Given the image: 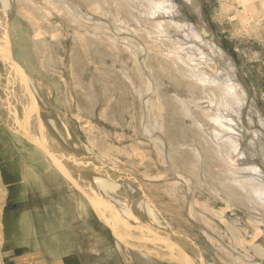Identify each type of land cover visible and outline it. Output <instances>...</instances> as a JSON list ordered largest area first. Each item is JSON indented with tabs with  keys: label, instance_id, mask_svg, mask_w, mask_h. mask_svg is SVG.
<instances>
[{
	"label": "rangeland",
	"instance_id": "rangeland-1",
	"mask_svg": "<svg viewBox=\"0 0 264 264\" xmlns=\"http://www.w3.org/2000/svg\"><path fill=\"white\" fill-rule=\"evenodd\" d=\"M162 1L4 0L3 17L45 126L67 135L126 219L161 230L159 264H264L262 143L249 144L264 139V0H191L186 11L167 0L170 17ZM0 176L1 223L4 203H18L5 247L40 249L44 264H76L57 258L70 247L80 264H126L86 199L1 111ZM66 222L70 244L48 234ZM30 225L48 230L41 245Z\"/></svg>",
	"mask_w": 264,
	"mask_h": 264
},
{
	"label": "water",
	"instance_id": "water-1",
	"mask_svg": "<svg viewBox=\"0 0 264 264\" xmlns=\"http://www.w3.org/2000/svg\"><path fill=\"white\" fill-rule=\"evenodd\" d=\"M175 1L179 10L186 11L188 7H192L191 0ZM163 16L168 17L169 14ZM1 18L3 19V31L6 36V42L4 47L0 50V65L3 67L7 65L9 74L6 73V76H4V80H7V84L4 85V90H2V92L0 91V97L8 125L16 133L42 149L46 155L50 157L55 167L86 199L99 221L109 228L116 240L130 246H141V248L154 247L161 244V230L144 220L133 222L126 219L120 211L105 198L91 180L90 173L77 151L73 150L69 143L67 144V135L63 133L65 136V138H63L61 135L57 134V132L55 133V131L43 124L40 115V112H43V110L39 104H36L35 101L32 100L29 87L25 83L22 73L19 75L17 74L19 79H21V90L16 86L14 73H17L18 68L20 69L21 67L13 57V47L9 36L10 17L2 16ZM201 30L204 31L205 29ZM1 73L2 71H0V86L2 85L1 81L3 79H1ZM46 115L45 113V117ZM15 117H18L22 122V126L17 124ZM99 165L101 170L108 169V166L105 164ZM107 174L113 177L112 174Z\"/></svg>",
	"mask_w": 264,
	"mask_h": 264
},
{
	"label": "crops",
	"instance_id": "crops-1",
	"mask_svg": "<svg viewBox=\"0 0 264 264\" xmlns=\"http://www.w3.org/2000/svg\"><path fill=\"white\" fill-rule=\"evenodd\" d=\"M1 176L0 177L2 178L4 183L6 182L7 183L6 185L8 186L12 185L15 182V181L12 182V180H9L8 176L5 174V171L4 172L1 171ZM7 206H8L7 203H4L3 210H1L2 211L1 218H2L3 223L0 222V264H44L43 262L45 260L46 261L49 260L51 255H47V253L40 251V249H35L34 251L26 252V251H23V248L21 246L17 248L14 247L15 249L12 247H5V245L8 244V241L13 238V236L14 238L16 237L15 235L16 222L9 223L8 217H10V215L13 214L17 210V208L7 211L6 210ZM38 210H39L38 208H35L32 210V212L33 211L35 212ZM76 222L78 223L79 220L75 221V223ZM75 225L73 227H75ZM30 227L32 229L31 238L33 240L35 238L34 240L35 243H37L38 245H41L40 237H42V235H45V233L48 230L44 232V230H40V231L38 230L40 229V226L37 228L36 226L30 225ZM73 227L72 225H70L69 222H66L62 226H60V228H58L59 230H56L52 233L50 232L48 234L54 237L57 236L56 238L61 236L64 240H66L70 244L71 241H73V239L71 238V231H70L71 228ZM53 258H56V257H53ZM57 258L62 259L64 261H68V262L71 260V261H74V263L76 262V264H80V255L75 254L72 247L68 248V251L65 252L64 254L57 256Z\"/></svg>",
	"mask_w": 264,
	"mask_h": 264
},
{
	"label": "bare ground",
	"instance_id": "bare-ground-1",
	"mask_svg": "<svg viewBox=\"0 0 264 264\" xmlns=\"http://www.w3.org/2000/svg\"><path fill=\"white\" fill-rule=\"evenodd\" d=\"M85 1V0H84ZM167 1V0H166ZM166 1H162L161 2V13L162 14H169L170 15V13H173V11L174 12H176V5H173V4H165V2ZM169 3H171V1L169 0L168 1ZM164 12H167V13H164ZM170 12V13H169ZM3 16V4L1 3L0 4V32H1V34L3 33V34H5L4 33V31H3V27H4V24H3V19L1 18ZM102 21V20H101ZM98 22V21H97ZM191 23V22H190ZM194 28H196V27H194ZM194 28H192L191 27V30H192V33H193V35L194 36H196V37H199L200 35V33L198 32V30H195ZM1 34H0V40L3 42L4 41V37H3V35H2V37H1ZM5 36V35H4ZM195 38V37H194ZM5 42H6V36H5ZM5 42L3 43V44H1L0 43V50L2 49V47H4V45H5ZM213 42V41H212ZM99 44V43H98ZM3 45V46H2ZM216 45V44H215ZM212 46V45H211ZM214 47H216V46H214ZM202 51V50H201ZM203 52V51H202ZM0 71H2V73H1V79H2V85L0 86V91L2 92V90H4V85L5 84H7V80H4L5 78H4V76H6V73H8L9 74V69H8V67H7V65H5L4 67L3 66H1L0 65ZM22 73V75H23V79H24V81H25V83L28 85V87H29V91H30V93H31V98H32V100H33V97H39V93L37 94V91H36V89L37 88H35V85H34V83H33V80H32V77L23 69V68H18V72L16 73H14V75H15V80H16V86H18L19 87V90H21V84H20V80L21 79H19V77H18V75L19 74H21ZM18 74V75H17ZM0 92V93H1ZM1 99V98H0ZM34 101V100H33ZM37 101H39V100H37ZM0 111H1V113L5 116V113H4V107H2V101H0ZM6 120H7V118H5ZM15 121L17 122V124H19L20 126H22L23 124H22V122L18 119V117H15ZM41 121H43V124L45 125V122H44V120H41ZM264 125V124H263ZM256 133H257V131H256ZM263 150V149H262ZM84 163V162H83ZM85 164V163H84ZM86 165V164H85ZM252 167V166H251ZM256 171V170H255ZM258 175V174H257ZM253 176V175H252ZM90 177H91V180H95V181H100L99 179V177H98V174H92V175H90ZM95 184V183H94ZM103 184H104V186H105V183L103 182ZM96 186H97V188L102 192V194H104V196H107V195H105V191L103 190L105 187H102V186H99V183H97V184H95ZM109 198V197H108ZM113 205V204H112ZM116 207V206H115ZM130 220L131 221H133L134 222V220L133 219H131L130 218ZM163 238V237H162ZM157 239V238H156ZM158 242V241H157ZM156 242V243H157ZM116 245H117V247L118 248H123V249H125V250H123V257H124V259H125V261H126V264H139V262L141 263V264H159L160 262H158V258H156L157 256L155 255V254H153L152 252L153 251H151L150 250V247H148V248H142V250H143V253L142 252H140V251H138L136 248H138V246H130V245H128V244H126L127 246H125V245H123V243L121 242V241H119V240H116ZM121 248V249H122ZM140 248H141V246H140ZM153 248V247H152ZM120 250V249H119ZM144 251H147L148 252V254H147V256H146V254L144 255ZM120 253H122V251H120ZM154 256V257H153ZM153 258H154V260H153ZM165 260H162L161 259V264H169V260L167 261L166 259V257L164 258ZM157 260V261H156ZM184 260V259H183ZM138 263H137V262ZM156 261V262H155ZM165 261H166V263H165ZM200 264H204V262H202V259L200 258ZM182 264H184V262H182Z\"/></svg>",
	"mask_w": 264,
	"mask_h": 264
},
{
	"label": "flooded vegetation",
	"instance_id": "flooded-vegetation-1",
	"mask_svg": "<svg viewBox=\"0 0 264 264\" xmlns=\"http://www.w3.org/2000/svg\"><path fill=\"white\" fill-rule=\"evenodd\" d=\"M3 2H4V0H0V4H1V3L3 4ZM189 13H190L191 16H194V15H193V14H194L193 10H192V12L189 11ZM175 14H176V13H175ZM175 14H174V15H175ZM171 15H172V14H171ZM190 15H189V16H190ZM256 131H257V130H256ZM256 131H254V133H255V136H256L257 138L260 137V136H262V135H263V137H264V131L261 130V131L263 132V134H261L259 131H257V133H256ZM260 143H262V145H261V149H260L261 151L259 152V150H258V152H257L256 154H260V155L262 154V155H261V161H262V166H264V139H263V141H262V140L260 141V140H257V139H256V140H254V139L249 140L250 147H251V146H256V144H260ZM253 144H255V145H253ZM262 149H263V150H262ZM244 156H245V153H244ZM256 166H257V165H256ZM257 167H258L259 170H261L259 166H257ZM258 175H260V174H258ZM261 195H262V198L264 199V196H263V195H264V190H263V193H261ZM170 226H171V225H170ZM171 227H172L173 230H174V233H175L174 235H176V236L179 235V234H177V233H179V232H178L177 230H175L173 226H171ZM189 238H190V237H189ZM183 259H184V255L182 256V260H183ZM183 262H184V260H183ZM199 263H200V262H199Z\"/></svg>",
	"mask_w": 264,
	"mask_h": 264
},
{
	"label": "trees",
	"instance_id": "trees-1",
	"mask_svg": "<svg viewBox=\"0 0 264 264\" xmlns=\"http://www.w3.org/2000/svg\"><path fill=\"white\" fill-rule=\"evenodd\" d=\"M18 207V203L14 202V203H10L6 210L9 211V210H13V209H16Z\"/></svg>",
	"mask_w": 264,
	"mask_h": 264
}]
</instances>
